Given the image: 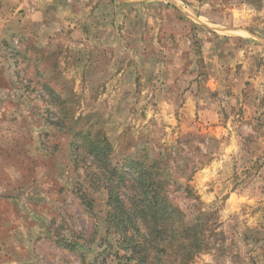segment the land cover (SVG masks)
<instances>
[{
	"label": "rangeland",
	"instance_id": "obj_1",
	"mask_svg": "<svg viewBox=\"0 0 264 264\" xmlns=\"http://www.w3.org/2000/svg\"><path fill=\"white\" fill-rule=\"evenodd\" d=\"M145 154L204 214L193 264H264V0H0V264H97Z\"/></svg>",
	"mask_w": 264,
	"mask_h": 264
},
{
	"label": "trees",
	"instance_id": "obj_2",
	"mask_svg": "<svg viewBox=\"0 0 264 264\" xmlns=\"http://www.w3.org/2000/svg\"><path fill=\"white\" fill-rule=\"evenodd\" d=\"M89 146L94 158H105L104 141ZM92 147V148H91ZM166 159L148 155L114 166L106 175L107 216L105 248L96 255L97 264H193L208 250L203 213L192 223L174 205L170 188L175 185L164 169Z\"/></svg>",
	"mask_w": 264,
	"mask_h": 264
}]
</instances>
